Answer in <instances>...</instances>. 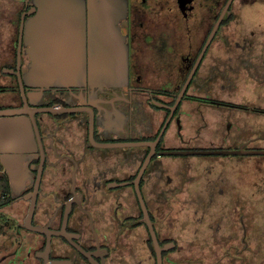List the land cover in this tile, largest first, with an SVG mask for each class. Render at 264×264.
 Here are the masks:
<instances>
[{
    "label": "flooded vegetation",
    "instance_id": "obj_1",
    "mask_svg": "<svg viewBox=\"0 0 264 264\" xmlns=\"http://www.w3.org/2000/svg\"><path fill=\"white\" fill-rule=\"evenodd\" d=\"M32 1L0 4V110L28 121L0 122V264H264L258 0H113L103 38L85 0V79L22 91ZM114 37L128 69L103 79Z\"/></svg>",
    "mask_w": 264,
    "mask_h": 264
},
{
    "label": "water",
    "instance_id": "obj_2",
    "mask_svg": "<svg viewBox=\"0 0 264 264\" xmlns=\"http://www.w3.org/2000/svg\"><path fill=\"white\" fill-rule=\"evenodd\" d=\"M90 4V28L97 36L103 38L116 35V22L120 16L113 8V0H88ZM35 13L27 21L20 24L18 42V67L10 70L11 74L19 77L24 84L40 86H68L85 79V48H86V9L85 0H33ZM48 37V41H44ZM28 47L31 63L28 71L21 74L22 47ZM106 48L110 55L101 56L106 61L115 58L116 63L100 64L99 72L103 79H118L126 74L128 69L126 47L123 40L114 37L112 41L101 39L97 41V48ZM112 54V56H111ZM76 62V63H72ZM20 116V115H19ZM0 122L3 124L1 133L8 131L10 123L28 125L23 115L11 118L9 113L0 110ZM7 143V139L3 140ZM6 151V150H2ZM4 158V155H3ZM3 165L8 170L6 162ZM10 170V169H9Z\"/></svg>",
    "mask_w": 264,
    "mask_h": 264
},
{
    "label": "rangeland",
    "instance_id": "obj_3",
    "mask_svg": "<svg viewBox=\"0 0 264 264\" xmlns=\"http://www.w3.org/2000/svg\"><path fill=\"white\" fill-rule=\"evenodd\" d=\"M3 4H4L3 8L6 9V10H9V8L11 6L10 2H8V0H5V1H3ZM17 6H18L17 9H19L20 6L19 5H17ZM252 8L255 9V10H259L260 12H264V0H258V2L256 4H254ZM255 15H256V17L258 16L257 14H255ZM258 22H259V20H258V18H256V23H258ZM5 24L6 23H4V21H3L2 22V26H5ZM6 27H8V26L6 25ZM5 29H7V28H5ZM9 62L7 64H9ZM260 163H263V161H261ZM255 166H256L257 170H262L263 169L262 166L259 165V163L255 164ZM248 169H250V168L248 167L247 160H245V162L242 161L241 165H240V170H248Z\"/></svg>",
    "mask_w": 264,
    "mask_h": 264
},
{
    "label": "crops",
    "instance_id": "obj_4",
    "mask_svg": "<svg viewBox=\"0 0 264 264\" xmlns=\"http://www.w3.org/2000/svg\"><path fill=\"white\" fill-rule=\"evenodd\" d=\"M3 1H5V0H0V4H1L2 7L4 6ZM1 27L2 28H0V38L1 39L3 38L4 40H6L8 35H9L7 29H5L6 28V24H5V26H2V23H1ZM8 62H9V60L7 62H5V64H7ZM0 66H1V63H0Z\"/></svg>",
    "mask_w": 264,
    "mask_h": 264
},
{
    "label": "trees",
    "instance_id": "obj_5",
    "mask_svg": "<svg viewBox=\"0 0 264 264\" xmlns=\"http://www.w3.org/2000/svg\"><path fill=\"white\" fill-rule=\"evenodd\" d=\"M1 191L3 193H6L7 192V187L3 183L1 184ZM8 202H9V199H6L2 204H6Z\"/></svg>",
    "mask_w": 264,
    "mask_h": 264
}]
</instances>
